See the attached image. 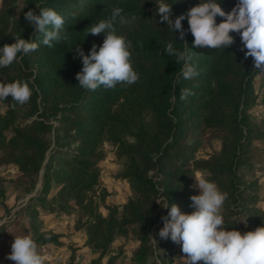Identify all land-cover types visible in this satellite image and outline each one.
Segmentation results:
<instances>
[{
	"label": "trees",
	"instance_id": "trees-1",
	"mask_svg": "<svg viewBox=\"0 0 264 264\" xmlns=\"http://www.w3.org/2000/svg\"><path fill=\"white\" fill-rule=\"evenodd\" d=\"M18 1L1 2L0 47L14 43L16 35L40 46L0 68L4 83L27 81L33 88L26 104H15L11 97L0 101V168L17 170L16 176L0 175L1 199L7 183L27 193L41 179L35 199L42 206L49 203L51 212L77 211L75 230L85 231V245L93 254L88 264H148L156 247L162 248L161 256L168 262L166 255H172L178 244L170 238L160 246L154 243L163 227L161 218L170 210L156 200L162 205L176 203L191 213L190 197L199 195L194 179L198 174L228 194L223 206L228 230L243 234L242 218L249 231L264 227L261 182L255 173L261 160L255 159L254 142L264 141V130L257 128L250 114L255 78L262 72L253 67L252 57L245 58L239 33H231L235 42L226 49L194 48L187 18L182 21L186 33L182 41L178 30L161 21L158 0H22L25 6L14 18ZM167 2L172 4L174 21L201 0ZM217 2L227 12L238 0ZM116 7L130 21L122 24L117 18L115 31L132 42L131 60L140 78L114 89L85 90L76 79L83 66L77 45L86 55L93 44L98 51L106 34L87 35L89 28L109 19ZM39 8L54 9L65 18V41L53 42L52 47L42 43V34L24 16L29 9L39 14ZM222 19L217 17V23ZM169 42L188 50L197 77L183 78L184 62L164 53ZM185 88L192 94L181 99ZM213 138L220 141V148L200 158V150ZM106 143L122 161L116 178L131 188L122 204L107 203L111 192L101 181ZM54 189L57 192L49 200ZM63 237L53 230H36L33 239L43 256L42 246H61ZM75 259L73 250L66 264H76Z\"/></svg>",
	"mask_w": 264,
	"mask_h": 264
},
{
	"label": "clouds",
	"instance_id": "clouds-1",
	"mask_svg": "<svg viewBox=\"0 0 264 264\" xmlns=\"http://www.w3.org/2000/svg\"><path fill=\"white\" fill-rule=\"evenodd\" d=\"M156 6L161 21L166 22L172 31L178 30L182 41L186 34L182 21L187 18L189 31L194 36V48L226 49L235 42L231 33H239L243 49L247 50L245 58L252 57L253 67L264 72V0H238L227 12L217 0H201L186 13L176 16L174 21L172 4L167 0H158ZM122 12V8L116 7L109 19L99 20L89 28L87 35L106 34L98 51L93 44L86 55L77 45L76 51L82 58L83 66L76 79L85 90L95 91L100 87L114 89L118 84L132 85L140 78L131 60L132 42L115 31L117 18L122 24L130 22ZM24 16L36 33L42 34L44 45L52 47L53 42L61 43L67 39L66 34L62 35L65 18L54 9L39 8V14L29 9ZM217 17L223 18L220 23H217ZM131 19L135 20V17ZM14 39V43L0 47V68L12 65L40 46L39 42L20 35ZM164 53L175 56L177 63L184 62V79H194L199 75L197 68L190 63L191 55L187 49L178 50L169 42ZM191 94V90L182 89L181 99ZM32 95L33 88L27 81L0 82V101L11 97L15 104L23 105L30 101ZM194 179L200 194L190 197L194 209L191 213L181 211L176 203L162 205L156 200L161 207L170 209L161 218L163 227L159 237L165 240L170 238L173 243L181 245L186 264H264V227L243 234L237 229L228 230L223 216L228 194L205 177L197 176ZM244 223L247 224V221ZM7 259L15 264H44V257L30 235L15 236Z\"/></svg>",
	"mask_w": 264,
	"mask_h": 264
},
{
	"label": "rangeland",
	"instance_id": "rangeland-1",
	"mask_svg": "<svg viewBox=\"0 0 264 264\" xmlns=\"http://www.w3.org/2000/svg\"><path fill=\"white\" fill-rule=\"evenodd\" d=\"M0 0V7H1ZM23 1H18L13 9V17L18 18L21 9L23 8ZM4 79L0 75V82H3ZM255 102L253 106L250 108V114L252 120L257 125V128L261 131L264 130V72L260 73L255 78ZM2 110H5V105H2ZM255 144L256 148V157L255 159H260V162L255 164V173L256 177L260 180L261 183V199L259 205L264 207V141L261 139H256ZM220 141L217 138H213L209 145L202 148L198 154L200 158L206 157L213 150H218L220 148ZM105 150L107 152V156L102 163V184L111 192L112 200L115 202H122L127 199L131 193V188L129 183L126 180H120L116 178V174L119 172L122 161L118 159L116 156L115 150L110 143L105 144ZM16 176L17 170L15 166H10L6 169L0 168V175L3 176ZM197 176H201L198 174ZM42 185V181L40 179L37 188L32 192H22L15 188L14 183H7V191L4 198H0V239L2 237H6L9 242H13L15 236H23L30 235L32 238L34 237L35 231L38 230L40 232H47L50 230H55L56 233L65 232L67 236L71 237V233L75 231V222L77 218V211L72 213H66L64 217H62V223H57L53 227V229H48L49 224L48 220L45 217H41L42 213L45 211H49V203L43 204L42 202L37 201L35 198L38 195V190ZM200 194V190L197 186H195ZM57 192V189H54L50 194L49 200H52L53 196ZM3 202V205H2ZM55 203L54 201H52ZM51 202V203H52ZM112 202V201H111ZM104 211V208H102ZM65 213V212H63ZM246 218H242L241 221V229L242 232L249 231V227L244 222ZM159 226H157L152 235L155 236V233L158 231ZM11 238V239H10ZM123 239L118 240V243ZM162 240L160 237L158 239H153L154 243L162 245ZM128 247L131 249L133 247L132 243L129 242ZM163 254L162 248L156 247L151 256V262L148 264H180L184 263V253L182 252L181 245H177L174 253L172 255H166L169 257V261L165 263L167 259L161 256ZM165 259V260H164ZM171 260V261H170Z\"/></svg>",
	"mask_w": 264,
	"mask_h": 264
},
{
	"label": "crops",
	"instance_id": "crops-1",
	"mask_svg": "<svg viewBox=\"0 0 264 264\" xmlns=\"http://www.w3.org/2000/svg\"><path fill=\"white\" fill-rule=\"evenodd\" d=\"M111 197H113V195H110V197L107 199L108 204H122L126 201L125 199L122 202H115V200H112ZM103 213L106 214L107 209L104 208ZM64 215H66V213L45 211L44 213H42L41 217H45L49 221L48 229H53V227L57 225V223L59 224L63 222L62 217H64ZM61 234H63L64 236L62 239L63 245L56 246L52 243H48L41 247V252L44 257V264H66L73 250L76 253V259H75L76 264H88L91 258L93 257V254L91 253L89 248L86 247L85 245V241H86L85 231L75 230L71 233V237L67 236L65 232H61ZM11 244L12 242H9L7 238L4 236L2 237V239H0V261L3 264H15L14 261L7 259L8 254L11 252ZM184 259H185L184 261H186L185 257ZM150 262H151V257L148 263Z\"/></svg>",
	"mask_w": 264,
	"mask_h": 264
}]
</instances>
